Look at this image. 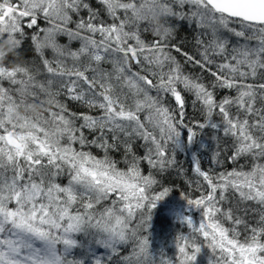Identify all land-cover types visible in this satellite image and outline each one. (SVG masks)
Returning <instances> with one entry per match:
<instances>
[{
  "label": "snow or ice",
  "instance_id": "snow-or-ice-1",
  "mask_svg": "<svg viewBox=\"0 0 264 264\" xmlns=\"http://www.w3.org/2000/svg\"><path fill=\"white\" fill-rule=\"evenodd\" d=\"M99 3L102 8L97 9L85 0H0V45L5 46L0 49V264H85L68 257L79 245L75 235L89 230H95L99 237L95 242L111 253L96 256L93 264L110 262L129 245L131 253L121 258L123 264H155L149 237L143 233L170 189L156 191L159 182L152 173L144 174L141 160L164 171L175 162L168 155L169 144L173 149L181 146L182 129H187L188 142H194L196 133L184 120L187 94L194 96L193 106L200 105L207 121L197 126L230 137L234 149L230 159L248 158L250 168L210 175L194 158V170L207 190L197 199H185L201 210L202 217L198 224L192 216L180 217L192 232L179 238L178 261L161 264H195L204 242L218 254L215 264H264V213L253 227L232 208L220 207L229 189L240 201L264 207V83L247 82L264 80V0ZM82 10H87V18L79 15ZM154 10L165 23L172 18L195 21L210 31L207 43L198 40L203 45L201 59L183 55L208 71L211 82L185 74L169 47L172 29L164 28L163 35H155L158 39L150 43L141 38L142 31L160 32L162 25L153 27L146 15ZM40 20L47 26L41 27ZM25 28L34 31L28 36ZM221 30L244 43L229 49ZM62 37L78 41L79 47L73 50L61 43ZM26 40L47 74L43 81L37 79L35 65L19 58ZM103 63L110 64L111 71L101 68ZM134 66L140 70L133 71ZM57 81L60 90L52 91ZM117 85L120 92L114 94ZM218 89H234L236 95L218 98ZM61 91L102 114L69 112L57 99ZM165 96L174 100V109L166 106ZM214 115L220 122L213 121ZM78 120L83 121L79 127ZM84 129L99 136L89 140ZM109 133L118 142L119 133L142 139L150 145L146 155L133 154L126 158L125 168L118 167L108 154L116 146L108 144ZM93 145L104 151L103 158L85 150ZM126 150L131 152L130 143ZM215 155L219 157V152ZM62 174L68 176L64 186L56 182ZM227 221L231 228L225 226Z\"/></svg>",
  "mask_w": 264,
  "mask_h": 264
},
{
  "label": "trees",
  "instance_id": "trees-1",
  "mask_svg": "<svg viewBox=\"0 0 264 264\" xmlns=\"http://www.w3.org/2000/svg\"><path fill=\"white\" fill-rule=\"evenodd\" d=\"M85 2L90 3L94 8H102L99 0H85ZM187 9V6H186ZM84 18H87V10H82L79 14ZM73 19H77L76 16ZM104 19H108L107 15H104ZM41 27L47 26V22L40 20L38 21ZM170 24L175 28L173 35L170 37L168 43L171 49L172 55L177 58L178 61L183 65L185 74H191L193 76H199L205 83L212 81L213 77L208 71H205L200 66L189 63L183 53H187L189 56H193L196 59H201L200 53L203 50V45L198 44V40H203L207 43L211 39L210 31L201 29L197 26L195 21L189 22L188 20H179L177 18H172ZM70 27H74L70 25ZM148 27L147 24H143L142 28ZM34 30H28L25 28V32L28 36L32 34ZM226 30H224L225 32ZM223 33V31H221ZM222 35V34H221ZM229 37H232L229 36ZM141 38L146 42L150 43L155 39H158L152 31H142ZM229 45L232 43L229 40ZM61 43L69 44V46L75 50L79 47L78 41H69L67 37L61 38ZM179 48L180 52L175 49ZM51 50L46 52V56L52 58ZM19 58L28 64L35 65L34 71L38 70L39 74L37 76L38 80H45L47 74L45 73L43 66L40 64L37 53L34 51V47L30 40H26L19 50ZM216 59V58H214ZM219 62V59H216ZM13 62H16L13 60ZM69 67L72 66V61L69 59L67 61ZM212 71H215V65L210 66ZM101 68L111 71V65L108 63H103ZM140 68L137 66L133 67V71H139ZM143 74V73H142ZM248 83L259 84L264 83L261 79L249 78ZM115 83V81H113ZM7 86V84H5ZM60 90V84L57 81L54 83L52 91ZM120 88L117 85L114 94H118ZM155 95V92L152 93ZM218 98H223L224 96H235L236 92L234 89H218ZM45 97H41L44 99ZM57 99L64 105L67 106L69 112H84L93 116L101 115L99 110H90L84 104L71 100L62 91ZM164 102L166 106L174 109L176 107L174 100L170 96H165ZM194 96L192 94H187L185 103V123L192 128L196 133L193 143L188 142V132L187 129H182L181 136V146L173 149V146L169 145L168 155L170 158H174V164L167 167L164 171H159L158 169L151 168L146 161L141 160V168L145 175L152 173L158 180L159 184L156 186V191H162L163 188L167 187L170 189L169 195L166 196L157 205V208L153 210L152 220L150 222V228L144 231V235L149 237L150 245L149 252L151 257L155 259V264H161V260L172 259L178 261L173 254V247L170 245L172 243H179L180 237L189 236L192 232L191 228L187 226L186 223L182 222L180 217L183 215L192 216L193 219L200 215V209L196 206L187 207V200L197 199L206 194L207 185L194 170L193 160L198 157L200 160L201 168L203 171H208L210 175H216L218 173L230 172L233 169L248 171L250 168V161L248 158H241L238 162H233L230 157L234 154V149L232 148V139L223 135L222 131L213 130L210 127H205L201 129L197 126L199 123H207L206 118L200 111V105L197 104L193 106L192 101ZM261 104L258 101L257 107ZM44 107H47L45 105ZM47 115V113H45ZM143 119V116L141 117ZM214 122H220V117L214 115ZM82 120L76 122V126L79 127L82 124ZM84 135L89 139L93 140L99 136V132H93L89 129L83 130ZM119 142L113 138L112 134H108L107 142L108 144H115L116 146L109 149V156L117 162L118 167L125 168V160L131 159L132 155L135 154L137 157H143L146 155L147 147L145 141L140 138L125 137L123 133H119ZM126 143L131 144V152L126 150ZM78 147V146H77ZM86 151H91L98 158H103L104 151L94 145L85 148ZM219 152V157H216V153ZM217 159L219 163H217ZM56 182L64 186L68 183V176L62 174L56 178ZM199 185V186H198ZM221 193L218 190L216 193L217 199H219ZM223 195L225 199L220 202V207L227 210L232 208L234 215L242 218L250 226H257V222L260 220V216L264 213V209L260 205L252 201H240L238 193H235L232 189L224 192ZM178 200V202H177ZM181 201L182 205H179ZM233 201L234 203H230ZM174 202V205L173 203ZM186 202V203H185ZM107 203V202H105ZM185 203V204H184ZM242 206V207H241ZM98 208L100 206H97ZM176 209H179L176 211ZM176 211V212H175ZM177 216H175V214ZM99 237L95 235V230H89L87 234L77 233L75 239L79 242V245L72 250V254L68 257L69 259H83L85 264H93L94 258L96 256L107 257L110 255V250L104 248L103 246L97 244L95 241ZM198 242H201L198 239ZM39 246V243H38ZM62 249V245L58 246ZM176 252V251H174ZM131 253V245L122 246L119 255L113 256V259L109 262L105 259V264H123L122 257L128 256ZM210 250L207 253H198V260L195 264H215L218 254H211ZM211 254V257L208 256Z\"/></svg>",
  "mask_w": 264,
  "mask_h": 264
},
{
  "label": "rangeland",
  "instance_id": "rangeland-1",
  "mask_svg": "<svg viewBox=\"0 0 264 264\" xmlns=\"http://www.w3.org/2000/svg\"><path fill=\"white\" fill-rule=\"evenodd\" d=\"M188 7V6H187ZM178 10V9H177ZM187 10V9H186ZM230 27H235V28H239V25H236V24H232V25H230ZM206 31H208V30H206ZM221 31H223V33H220V35L223 37V38H226L227 40H228V38H229V40L231 39V41H232V43H230V46H229V49H231L233 46H238L239 44H242V43H244V40H243V38H238V37H234L233 35H232V33H230V32H228L227 30L224 32V30H221ZM232 35V37H229V36H231ZM255 41H251V44L252 45H255ZM214 58H216V59H219V57H214ZM182 143V142H181ZM169 145H171V144H169ZM172 146V145H171ZM177 202H178V200H177ZM173 203V205H174V202H172ZM186 203V202H185ZM184 203V204H185ZM230 203H234L233 201H230ZM179 205H182V203H181V201L179 202ZM191 206H194V205H189L188 204V202H187V207L186 208H191ZM242 207V206H241ZM261 208H263L264 209V207H262L261 206ZM179 209H176V211H178ZM175 211V212H176ZM175 214V213H174ZM183 215V214H182ZM175 216H177V214H175ZM201 217H202V212H201V210H200V215L197 217V218H195L194 219V221L198 224L199 222H200V220H201ZM225 223V226L226 227H229V228H231L232 227V224H231V222L230 221H227V222H224ZM192 230V229H191ZM198 239H200V241L202 242V238H198ZM39 243V242H38ZM181 242H179V243H172L170 246L171 247H173L174 249V251H176V252H174L173 251V254L175 255V258L176 259H178V257H179V252H178V246H179V244H180ZM207 250H210L211 252H212V250L210 249V248H208L207 247V244H206V242H204V243H202V250H201V252H203V253H207ZM200 252V253H201ZM211 254H214L213 252L211 253ZM211 254L208 256V258H210L211 257ZM197 260H198V257H197Z\"/></svg>",
  "mask_w": 264,
  "mask_h": 264
},
{
  "label": "clouds",
  "instance_id": "clouds-1",
  "mask_svg": "<svg viewBox=\"0 0 264 264\" xmlns=\"http://www.w3.org/2000/svg\"><path fill=\"white\" fill-rule=\"evenodd\" d=\"M146 15H148L149 18L151 19L153 27H155L157 25H162V27L160 29V32L159 33L153 32L154 35H161L162 36L164 28L172 29V31H170L168 33V35L169 36L173 35V33L175 31V28L170 23H165L164 18L160 15L158 10H154L151 13H146ZM4 48H5L4 45H0V49H4ZM36 110H39V106L38 105L36 106Z\"/></svg>",
  "mask_w": 264,
  "mask_h": 264
}]
</instances>
